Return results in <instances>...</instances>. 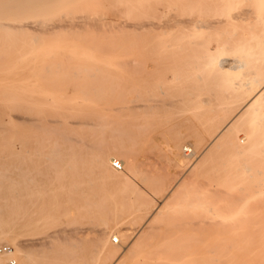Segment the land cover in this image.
<instances>
[{
	"label": "bare ground",
	"instance_id": "1",
	"mask_svg": "<svg viewBox=\"0 0 264 264\" xmlns=\"http://www.w3.org/2000/svg\"><path fill=\"white\" fill-rule=\"evenodd\" d=\"M159 3H161L160 0H154L153 2L148 1L147 3L139 0L135 2H133V0H0V32L4 35L7 34L8 39L9 34L11 37L15 36L13 33L24 34L27 37L28 35H26V33L28 31L29 34L33 33L30 31H34V34L37 31L38 33L35 35L37 38V36H39L38 34L41 35V32H44L41 38L45 36L43 37L44 41H48L51 40L48 37L53 36V34L59 33V36L62 38L63 36L60 35L62 34L60 32L75 31L84 25L93 26L97 24L96 22L98 20H101L98 21V24L100 23L103 26L112 27L118 22L116 19H119L111 17L110 13L101 18L74 13L79 10L87 9L92 12L101 9L116 10L121 12L117 13H119L121 17H126V19L129 17L160 19L161 13L157 11V4ZM166 3L167 2L164 4ZM170 5H174L175 9L181 10L179 11L181 13H187L191 19L174 21L172 23L164 21L158 24L157 27L162 28H170L172 24L176 27V35L174 38H165L161 42L147 39L145 44V50L149 55L166 57L168 55H174L175 52L182 50L188 57L185 64L191 66L189 69L190 75H188L190 85L183 87V92L181 93L176 92L171 94L169 96V103L163 102V99L160 100L159 98L147 95L150 94V92L146 93L145 96H138L140 97V99H138L139 102L136 99L138 93L133 95V97H135L132 98V101L120 102L122 96L119 101L116 99L117 102H115L112 100V97L116 89H112L113 95L111 93L110 95L112 97L110 98V96L107 97L101 92L104 86H97L98 84L95 86L91 84L90 86V84H88L89 82H97L104 79V75L106 74L103 73L108 72V70L90 69L88 67H82V63L70 64L71 62H69V68L64 69L60 68L63 64L60 65L58 60L57 67L59 68L54 67V69L49 70L46 68L47 66L45 67V64V69L42 68L43 71L46 70L48 73L50 72V75L58 74L56 76L57 80L60 77L59 74H65V77L68 76L69 82L78 83L79 81H84L87 82V85H80L79 83L72 85V83H70L71 86L58 87L51 82V87L47 84H43L42 86H48L44 88L39 87V85L33 86L35 83L37 84V82H35L33 85H21L22 87H19L20 90L17 96V92L10 94L12 95L11 101H13V97L14 99L16 97V100H14L15 102L13 101L14 109H12L15 115L12 113L14 115L13 117L10 110H6V108L2 113L8 121L12 120L13 117L18 128L15 131L17 139L9 143L12 148L0 149V248L2 246H9L11 252H0V264L10 260L14 261L15 264H28L29 254H27L21 244L16 241L14 225L11 226L10 223L22 221L21 211L23 213L26 212L23 216L29 214V210L31 209L29 204L31 203V197L33 195V191L29 186L31 181H70L67 191L62 192V195L67 197L70 207L65 205L56 207L55 214L57 216H52L49 219V224L55 226L54 224L61 221L60 219L62 216L70 214L71 209H74L76 218H78L81 210H85V206L87 205L88 199L86 193L89 192L90 195L97 194V188L95 190L85 181H132L131 179H134L137 171H139L140 164H138L139 166L136 165L137 163H135L134 160L135 157H133L135 154L137 155V153L126 148L122 144V139V142H120V138L126 135L128 131L126 130L127 128L123 130L121 126L123 124L120 125V123L123 122L129 125V123L133 121L132 116L134 114L138 112L144 114L152 113L167 106H174L178 104L181 100L180 98L186 100L181 110L182 113H192L197 116L201 114L205 115L202 119V129L194 133L192 145L181 144L182 135L177 132L169 138L167 144L168 149L165 145V150H169L171 155L177 160V166L181 167L180 170H184V173H189V179H191L190 175H192L190 173H192L198 165L208 159L210 152L214 150L215 147L224 146L230 152V158H228L230 163L227 165L225 176L227 175L237 180L241 177L243 172H247L249 175L257 177L262 176L261 180L264 181V125H260L261 122H264V118L261 117L264 110V19H256L264 15H260V9L255 12L243 11L240 13L242 19H237V24L231 22L223 24L220 19H215L214 17L220 12L223 6L222 0H172V3L168 6ZM139 26L148 29L155 28L151 23H142L139 24ZM223 27L228 29L223 31ZM46 33L47 35L49 33L52 35L47 36ZM11 34H13V36ZM57 35L58 34L54 36ZM15 38L13 37L12 41H16L14 40ZM8 39H4L6 43ZM38 39H40V37H38ZM53 40L57 41V39ZM184 40H186L184 44L174 45V43L183 42ZM12 41H9L11 42L10 45H13ZM24 42H26L25 39ZM24 42L19 43L25 44ZM40 42H42V40ZM17 43L15 44L17 45ZM30 43L33 44L31 40ZM36 44L37 39L34 41V46ZM12 48L16 49V47L13 46ZM33 48L30 47L29 49L35 50V47ZM229 51H240L244 58L239 60L235 56H228L227 53ZM17 53L19 52H16V54ZM26 54H24V57L28 56ZM32 57H30V59ZM250 57L256 58L251 62H246L245 58ZM49 60L48 62H52ZM66 60H69V58L65 59V67L67 66ZM34 62L35 60H33V63ZM30 64L31 61L29 62V65ZM53 65L52 63V66ZM27 67L29 66L27 65ZM242 68H244V72L240 76L226 75L229 70L238 71ZM169 72L171 74L169 77H172L173 82L181 79L179 74H181L182 70H176V68H174L170 69ZM100 74L104 77L102 78ZM39 75L43 74L39 73ZM62 77H64V75ZM35 78H37V76ZM49 78L52 80V77ZM42 79L43 77H41L40 80ZM46 79L47 78L44 80L46 81ZM60 83H62V81ZM66 84L69 83L66 82ZM109 85L111 87L113 84L110 83ZM160 87L159 85V90H161ZM68 88H71L72 91L66 92ZM136 89H138V87H136ZM87 90L88 92H93L88 93ZM98 92L99 94H96ZM3 97L5 96L3 95ZM129 98H131V96ZM11 101L9 103H13ZM5 102L2 103L5 104ZM209 104H213L214 107L210 110H206L205 106ZM85 105L90 106V108H84ZM54 107L57 109L53 110L58 111L57 117L52 118L50 117L51 115H43L44 111H48L50 108ZM209 111L215 115H208L207 113H209ZM144 116H146L143 118L145 122L147 115ZM125 118H127L126 121H124ZM149 120L151 119L149 118ZM136 121H138V119H136ZM133 122H135V117ZM148 125L147 122V126ZM141 129L142 127L140 130ZM61 130H63V134L60 133ZM80 131H82V134H79ZM130 132L132 131L130 130ZM238 132H242L240 133L242 136H237ZM131 135H133V133ZM147 138L149 139V137ZM106 139H110L111 141H106ZM130 140L132 139L128 141ZM146 141L148 142V140ZM132 142L133 144L135 143L134 140ZM133 144L131 148L134 147ZM145 144L146 143L142 145L146 147ZM201 144L202 146L198 150L197 148ZM136 146L137 145H135V147ZM156 147L158 146L156 145ZM190 147L192 148L190 149ZM184 150L185 152H190V154L187 155L194 156L192 161L185 160L182 154ZM150 152L153 154L154 151L151 150ZM163 153L159 152L158 154L162 155ZM147 154H145V156ZM149 157L157 161L153 156ZM140 158L141 157H139V159ZM159 158L160 160L164 159L161 157ZM119 160H122L123 168L119 164ZM147 161L149 162L148 159ZM163 161L164 160H162V162ZM143 162L145 161L143 160ZM141 164L143 167L144 163ZM156 164L159 163L155 162L154 165L152 164L154 166L153 168L156 167ZM117 166L119 168H117ZM136 166H138L137 171ZM150 167L152 168L151 165L149 168ZM159 168L157 167V171ZM118 169H121V171H118ZM142 169L144 170V168H141V171H143ZM147 170L149 171L151 169ZM159 173H155L156 177H159ZM176 173H179V171ZM140 174L141 172L139 171V175ZM146 174L140 175L141 181H146ZM182 175L181 173L178 177L177 174H175L171 178V181H183L182 178L186 174H184L183 177ZM167 176L165 178H167ZM159 178L161 179V176ZM153 181H155V179ZM242 186L238 189L242 190ZM260 186L259 189H255L256 191L254 189V191H252L250 188L248 190L251 191V193L255 192L258 198L264 199V188ZM172 190L173 188H171L169 192ZM80 191L83 193L82 199H84L82 205L78 201ZM59 192L58 190L54 196ZM245 192V195L251 197V195L247 194V191ZM73 194L76 196L75 200H72L74 198ZM25 196H28V204L21 202V199ZM154 212L148 216L144 225L147 223L149 224L150 221L156 220L157 215H155ZM29 219L30 217L28 216L25 217L23 221L26 222L29 221ZM197 222L199 223V221H196V223ZM152 224L153 223H151V225ZM158 232L159 231H157V233ZM222 233L223 235L220 234L222 235L221 237L218 233V235H216L218 238H213L212 232L198 228L194 232L188 234V238L183 237L184 241H180L179 245L180 249H182V253H179L180 256L176 254L180 259L179 264H181V261H183L182 259L185 257H188L189 260H193V262L208 264H264V231L242 230L234 231L231 235L228 232L226 233V231ZM173 235L172 232V236ZM113 238L116 239V242L121 241L118 246L122 248V233L115 232L111 235V242H113ZM158 238L161 240L160 244L165 243L163 246L167 245V243L169 244L171 241L170 239V241L166 242L165 240L167 239H163V234H160ZM163 246L161 248H164ZM176 246L173 247L175 250L179 247L176 248ZM119 247L118 250L120 249ZM154 248H157V245H155ZM165 249L168 250L171 248ZM184 250H187V252L183 254ZM123 251H125L124 247L117 251L118 255ZM151 251L152 249L150 252ZM175 253L177 252L175 251ZM178 257H176L175 260L171 259L172 261L170 263L172 264ZM42 259L43 258H41V260ZM117 260L118 259H115L111 264L117 263ZM147 261L148 260H146V262ZM158 262L161 261L158 260ZM62 263L61 261L59 263L57 259L54 258V260L48 264ZM149 264L156 263H154L152 259V262H149Z\"/></svg>",
	"mask_w": 264,
	"mask_h": 264
},
{
	"label": "rangeland",
	"instance_id": "2",
	"mask_svg": "<svg viewBox=\"0 0 264 264\" xmlns=\"http://www.w3.org/2000/svg\"><path fill=\"white\" fill-rule=\"evenodd\" d=\"M135 1L136 0H133V2ZM139 1L147 3L148 1L153 2L154 0ZM160 1L161 3L157 4V11L161 13L160 19H139L133 17L126 19V17H121L119 14L121 12L116 10L101 9L96 12L87 9L76 10L77 12H74L76 14L91 15L97 18H101L110 13L111 17L119 19H116L118 22L112 27L103 26L100 23L98 24V21H101L98 20L96 22L97 24L93 26L84 25L75 31H62L60 32L62 33L60 34L63 36L62 38L59 36V33H56L59 38L54 36L56 34H53V36H51L52 38L48 37L51 39L48 41H44L43 37L45 36H42L41 38V35H44V32H41V35L38 34L39 36H37V38L35 37V35H37L36 33H38L37 31L35 34L34 31H30L33 33L29 34L28 31V34L26 33V35H28L27 37L24 34L13 33L15 36L11 34L14 38L16 37L14 40L18 43L12 41L13 37H11L10 34L8 39L7 34H5V36L0 32V149L12 148L9 143L14 142L17 139L15 131L18 127L13 118L15 112L12 110L14 109V100H16V97L15 99L13 97V102L11 101L12 95L10 94L17 92V96L21 85H33L35 82H37V84L35 83L36 85L34 84L33 86L39 85V87L44 88L48 86L51 87V82L58 87L67 85L71 86L70 83L72 82L68 81V76L65 77V74H59L60 77L58 76L59 78L57 80L56 76L58 74H51V76L50 72L48 73L46 70L43 71V69H45V64V67L47 66L46 68L49 70L54 69V67L59 68L57 67L58 61L60 65H64H61L60 68L64 69H68L69 62H71L70 64L82 63V67H88L90 69L108 70V72L103 73L106 74L104 75L105 77L100 74L104 79L97 82H89L88 84H90V86L91 84L93 86L96 84H98L97 86H104L103 90H106L103 91L101 89V92L107 97L110 96V98L112 97L110 95L113 92L112 89H116L114 95L112 93V100L115 102H117L116 99L119 101L122 96L120 102L132 101V98L135 97H133V95H136L137 93L138 95H136V99L138 101V99H140L138 96H145L146 93L150 92V94L147 95L159 98L160 100L163 99V102L169 103V96L171 94L183 92V87L190 85L188 75H190L189 69L191 68V66L185 64V61L188 58L185 52L181 50L175 52L174 55L157 57L149 55L145 50L147 39L161 42L165 38H174L176 35V27L172 24L170 28L157 27L158 24H161L164 21L172 23L174 21L191 19L187 13H181L179 12L181 10L175 9L174 5L168 6L172 3V0ZM165 2L167 3L164 4ZM222 2L223 6L220 12L214 17L215 19H220L223 24H226L227 22L237 24V19H242L240 13L243 11L255 12L260 9V15H264V0H222ZM256 19H264V16H259ZM142 23H151L155 28L148 29L146 27H140L139 24ZM227 29L228 28L226 27L222 28L223 31ZM31 35L35 40L31 38ZM48 35L52 34L49 33ZM4 36L8 39L7 43L5 42L6 40H4L6 39ZM38 37H40V39H38ZM24 39L26 42H24ZM36 39L37 44L34 46V41H36ZM53 39H57V41H54ZM30 40L33 44L30 43ZM39 40H42V42ZM9 41H12L13 45H10L11 42ZM185 41L186 40L183 42H176L174 45H182ZM19 42H24L25 44ZM15 43H17V45ZM12 46L16 47V49H13ZM30 47H35V50H33L34 48L32 50L29 49ZM16 52L19 53L16 54ZM23 53H27L26 55L28 56L24 57L25 55ZM227 55L231 57L235 56L239 60L244 58L240 51H229ZM29 56L32 57L31 59L35 60L34 63ZM64 58H69V60H71H66V67ZM255 58L256 57L245 58V61L251 62ZM48 60L52 62H48ZM30 61L31 64L29 65ZM52 63L54 64L53 66ZM34 64L35 66L37 65V68ZM27 65L29 67H27ZM174 68H176V70H182L181 74H179L181 79L176 82H173L172 77H169L171 76L169 70ZM243 72L244 68L238 71L229 70L226 75L240 76ZM39 73L43 75H39ZM35 75L37 78H35ZM63 75L65 78L62 77ZM41 77H43V81L40 80ZM49 77H52V80ZM45 78H47L46 81L44 80ZM61 81L62 83H60ZM66 82L69 84H66ZM75 83L76 82H73L72 85ZM78 83L80 85H87V82L84 81H79ZM110 83L113 84L111 87L109 85ZM43 84H47L48 86H42ZM159 85L161 86V90H159ZM134 86L138 87V89ZM71 91V88L66 89V92ZM91 92L93 91H89L88 93ZM96 94H99V92ZM3 95L5 97H3ZM130 96L131 98H129ZM180 99L181 100L178 104L164 107L156 110V112L154 111L146 114L138 112L134 114L135 122H133L134 117L132 116L133 121L131 120L132 122L130 121L131 123H129V125L124 124L123 122L120 123V125H124H121L123 130L127 128V133L130 134L128 135L125 132L126 135L120 138V142H122V139V144L126 148L137 153L138 156L133 154V157H135L134 160L135 163H137L136 165L140 164V166L138 165L140 167V175H145L147 173L146 181L140 180L139 171H137L138 166H136L137 173L134 176L135 178L133 177L135 180L131 179L132 181H85L95 190L97 188V194L90 195L89 192H87L88 201H86L88 206H85V210H81L78 218H76V212L74 209H71L70 214L62 216L60 219L61 221L54 224L55 226L49 224V219L52 216H57L55 214L56 207H59L60 205L70 207L67 197L62 195V192L67 191V188H69L68 184L70 181H31L29 186L33 191V195L31 197V203L29 204L31 206V209L29 210L30 212L23 216L26 212L23 213L21 211L22 221L10 223L11 226L14 225L16 241L19 242L24 251L29 254L28 264H48L51 263L54 258L57 259L59 263L60 261L63 262L62 264H111L115 259H118L115 264H144L146 260L152 262V259L156 264H171V259L175 260L176 257L180 256L182 253V249H180L179 246L180 241L183 242V237L188 238V234L194 232L198 228L212 232L213 238H218L216 235H218V233L219 235H223L222 232L225 231L230 235L234 231L242 230L264 231V199L258 198L255 195V192L251 193V191L248 190L249 188L250 190L252 189V191L259 189L260 185V187L264 188V181L261 180L262 176L257 177L249 175L247 172H243L241 177L237 180H234L227 175L225 176L224 174L227 171V165L230 163V160L228 159L230 158V152L226 147L218 146L210 152L206 161L198 165L193 172L190 173L193 176L190 175L191 179H189V173H184V170H180L181 167L177 166V160L171 155L169 150H165L169 138L176 132L182 135L180 141L181 144L192 145L194 133L202 129V119L205 115L201 114L200 116H197L192 113H182L181 110L183 109L186 100L184 98ZM5 100L8 103H6ZM10 101L13 103H9ZM2 102H5V104ZM85 106L84 108H90V106ZM213 107V104L205 106L206 110H210ZM5 108L6 110L9 109L11 114H14H12L13 121L5 119L2 113ZM53 109L57 108H50L51 111L47 109L48 111H44L43 115H51L50 117L52 118L57 117L58 111ZM207 114L215 115L210 111ZM144 115H147L145 122L143 118L146 116ZM261 117L264 118V110ZM149 118L153 121L149 120ZM126 119L127 118H125L124 121H126ZM136 119H138V121H136ZM147 122L149 124L148 126ZM260 125H264V122H261ZM141 127L142 129L140 130ZM130 130L132 132H130ZM60 133L63 134V130H61ZM80 133L82 134V131H80L79 134ZM132 133L133 135H131ZM240 133L242 132H238L237 136H242ZM147 137H149V139ZM128 138L132 140L128 141ZM133 140L136 144H133ZM146 140H148L149 143ZM106 141L111 140L106 139ZM144 143H146V147L143 146ZM132 144L134 147L135 145L137 146L131 148ZM156 145L161 148L156 147ZM201 146L202 144L197 149L199 150ZM191 148L192 147H190V149ZM151 150L154 151L153 154L155 156L151 154ZM159 152L164 153L159 155ZM187 152L188 151L185 152V150L182 151L185 160L192 161L194 156L187 155L190 154V152ZM145 154L147 155L145 156ZM148 155L153 156L157 161H154ZM139 157L141 158L139 159ZM159 157L164 158L162 159L164 161L162 162ZM143 160L145 162H143ZM140 162L144 163L143 167ZM155 162H158L159 164H156V167L153 168ZM119 164L123 168L122 160H119ZM150 165L152 168H149ZM157 167H160V173L159 169L157 171ZM141 168H144L147 172L143 169L144 172L141 171ZM147 169L151 170L148 171ZM118 171H121V169H118ZM155 171L159 173L158 176H161V179L156 177ZM178 171L183 175L186 174L184 177L182 175L183 181H171V178L175 174L179 177L181 173H176ZM166 176L167 178H165ZM147 177L151 181H149ZM153 178L155 181H153ZM241 186L242 190H239L238 188ZM171 188H173V190L169 192ZM58 190L60 192L54 196ZM239 191L242 192L240 193ZM245 191H247V194L251 195V197L245 195ZM82 194L83 193L80 191L78 198L81 205L82 201L84 202ZM73 197L72 200H75V194H73ZM28 201V196L21 199V202L27 204ZM153 212L157 215L156 220L149 222L150 227L148 223L144 225L148 216ZM28 216L30 217L29 221H23V219ZM196 221H199V223L197 222V224ZM151 223L153 224L151 225ZM165 229L166 231L164 232ZM157 231L159 232L157 233ZM115 232H121L123 235L122 244L125 251L119 255L117 251L123 249V247L120 248L118 246L121 241L116 243L110 241L111 235ZM172 232L174 234L173 236ZM160 234H163V239H167L165 240L166 242L171 239V244L167 243L165 246H163L165 243L160 244L161 240L158 238ZM222 235H220V237ZM176 237L179 238L177 239ZM155 245H157V248H154ZM162 246L164 248H161ZM175 246L176 248L179 246V249L177 248L178 250H175V248H173ZM118 247L120 248L119 250ZM169 247L172 250L165 249ZM151 249L152 251L150 252ZM175 251L177 253H175ZM184 252L186 253L187 250H184L183 254ZM176 254L179 255L177 256ZM175 255L176 257L174 258ZM41 258L43 259L41 260ZM158 260L161 262H158ZM182 260L181 264H208L193 262V260H189L188 257H185ZM148 261L145 264H149ZM179 261L180 259L178 257V259L172 264H179Z\"/></svg>",
	"mask_w": 264,
	"mask_h": 264
},
{
	"label": "built area",
	"instance_id": "3",
	"mask_svg": "<svg viewBox=\"0 0 264 264\" xmlns=\"http://www.w3.org/2000/svg\"><path fill=\"white\" fill-rule=\"evenodd\" d=\"M117 168H119V167L117 166ZM113 243H116L115 238H113ZM0 252H11V248L9 246H2L0 248ZM1 264H15V263H14V261L10 260V261H6L5 263H1Z\"/></svg>",
	"mask_w": 264,
	"mask_h": 264
}]
</instances>
